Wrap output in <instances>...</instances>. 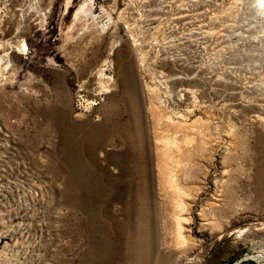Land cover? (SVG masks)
Wrapping results in <instances>:
<instances>
[{"label": "rangeland", "instance_id": "1", "mask_svg": "<svg viewBox=\"0 0 264 264\" xmlns=\"http://www.w3.org/2000/svg\"><path fill=\"white\" fill-rule=\"evenodd\" d=\"M252 5L0 0V264H264Z\"/></svg>", "mask_w": 264, "mask_h": 264}, {"label": "bare ground", "instance_id": "2", "mask_svg": "<svg viewBox=\"0 0 264 264\" xmlns=\"http://www.w3.org/2000/svg\"><path fill=\"white\" fill-rule=\"evenodd\" d=\"M252 4H253L252 5L253 6V10L255 11V13L256 12L259 13L260 16L263 17L262 20H264V0H252ZM88 13H90L89 10H86L85 7L81 6L75 12V19H78L80 16H86ZM180 14H183V13H180ZM92 18H93V16H92ZM255 22H257V21H255ZM246 30L247 29H245V31ZM260 32L264 36V23H263V26L260 28ZM243 35H244V33H243ZM262 35L260 37H262ZM253 38L255 40H258L259 39L260 41H263L264 40V37L258 38L257 36H254ZM198 71L203 72L204 71V67L202 65L198 66ZM183 90L185 92H188L189 91L188 89H183ZM134 98L133 99H134L135 102H130V107H131V110L133 112V115L137 118V121L139 122L138 103H137L136 96ZM87 104H89V103H87ZM200 134H201V131H200L199 127H197V125L194 122H192V123H190V124H188V125L185 126L184 134L183 135H184V137H187V135L200 136ZM224 136L226 138H228V140H229L228 141V144L231 145V141L230 140L232 138V132L229 131L226 134H224ZM191 140L194 141V137ZM155 142H157L160 145V143H161L160 138L155 137ZM224 173H225V170L223 169V167H221V170L219 171V175L222 176ZM223 183H224V180L222 178H215L214 179V181H213L212 194H210V196H209V198L207 200L208 201L207 202V205H208L209 208H211V209L221 208L222 202L224 201V197L221 194L220 187L223 186ZM191 219H192V216H190V215L189 216H183L182 217V220H183L184 223H190V220ZM193 219L197 223V231L198 232H204L205 231V228L204 227L205 226H209L212 223L211 217L203 209H201L200 211L197 210L195 212V214H193ZM149 249H150V246H149V243L147 242V244H146V253L145 254H142V264H146L147 263V256H148ZM252 256L254 258L258 257V258L264 260V248L263 247L260 248Z\"/></svg>", "mask_w": 264, "mask_h": 264}]
</instances>
